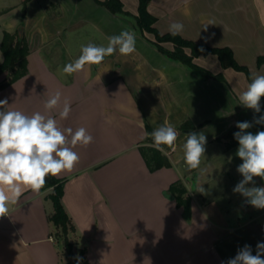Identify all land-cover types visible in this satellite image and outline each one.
<instances>
[{"label": "crops", "instance_id": "1", "mask_svg": "<svg viewBox=\"0 0 264 264\" xmlns=\"http://www.w3.org/2000/svg\"><path fill=\"white\" fill-rule=\"evenodd\" d=\"M122 1L137 14L139 0ZM149 10L161 33L179 22L183 37L229 46L251 78L264 75V62L258 64L264 55V0H151ZM123 30L135 33V52L125 56L117 50L85 71L63 72L81 55V46H107L108 38ZM18 31L30 51L0 71L5 109L45 113L46 101L60 91V105L47 114L61 128L84 127L94 137L88 146H75L79 162L57 176L66 179L62 202L87 245L89 264H227L245 245L256 255L257 244L264 243V209L233 191L243 180L236 168L243 161L236 155L238 142L228 146L230 139L223 137L255 114L239 101L250 83L244 71L222 66L216 55H201L200 65L224 75L223 80L204 78L157 50L132 16L95 0H0L2 62L5 32ZM209 57L217 58L214 68L201 62ZM236 72H244L246 81ZM65 100L71 111L61 119ZM187 119L197 127L182 131ZM166 120L177 132L174 149L161 146L172 165L152 171L139 147L148 137L147 124L155 130ZM192 132L203 133L207 141L194 170L183 158L185 134ZM219 163L223 171L204 172L208 164ZM178 179L191 195L189 217L168 191ZM253 181L246 187H264V179ZM50 191L24 190L9 204L8 216L0 217V264H60L62 247L49 219Z\"/></svg>", "mask_w": 264, "mask_h": 264}, {"label": "clouds", "instance_id": "2", "mask_svg": "<svg viewBox=\"0 0 264 264\" xmlns=\"http://www.w3.org/2000/svg\"><path fill=\"white\" fill-rule=\"evenodd\" d=\"M183 30V25L174 22L169 26L172 35ZM119 51L121 55H129L136 50L135 33L123 30L119 35L108 38L107 46L89 43L81 46V55L72 63L64 66L63 72L73 74L85 71V66L98 65L104 58ZM0 57V62H2ZM62 93L56 91L45 103V113L26 114L19 110H6L8 100H0V217L8 216L9 204L16 203L24 190L39 193L45 187L48 176H58L63 172H71L79 162V155L73 149L81 144L88 146L94 137L84 127L73 130L71 127L61 128L57 120L47 111L57 108L61 103ZM264 97V75H255L247 85V89L239 96L242 106L261 111L260 101ZM71 111V104L65 100L59 112L61 119H66ZM255 123L264 124V115L255 119ZM141 127L143 122L141 121ZM240 130L234 133L239 147L236 155L243 161L237 171L243 176L234 192L248 198V202L259 209H264V187H246L254 182V177L264 179V131L255 134L246 131L252 124L238 122ZM150 136L155 146L173 148L177 140L175 128L166 120L156 128ZM183 145L184 161L190 169H196L205 153L206 136L203 133H187ZM264 243L257 244L256 255L251 247L245 245L227 264H264ZM78 264L80 257H75Z\"/></svg>", "mask_w": 264, "mask_h": 264}, {"label": "trees", "instance_id": "3", "mask_svg": "<svg viewBox=\"0 0 264 264\" xmlns=\"http://www.w3.org/2000/svg\"><path fill=\"white\" fill-rule=\"evenodd\" d=\"M96 2L107 7L114 13H119L127 16H132L136 27L139 29L141 35L149 40L163 55L166 57L180 62L198 75L204 78H215L219 80L224 79L222 73H214L210 69L200 65L196 58L204 55H216L222 66L233 67L237 70L244 71L250 82L252 80L250 76L249 68L240 64L235 56L231 47L229 46H212L204 42H196L192 39L183 37L181 34L172 35L171 32L161 33L154 23L156 16L149 10V3L151 0H139L138 12L136 15H132L124 8L122 0H95ZM2 49L4 53V60L0 64V71L13 67L17 62H22L29 54V45L27 38L20 31L17 33L5 32ZM264 62V55L258 57V64ZM22 74L20 71L18 73ZM261 111L255 113L253 117L246 118L240 122H249L252 127L246 131L255 134L258 131L264 129V124L255 123V119L264 115V97L260 101ZM204 123L199 124L202 126ZM197 126L189 119L183 121L179 128L182 131H190ZM148 133L153 132V128L147 124ZM240 131L236 125L230 129L223 137L230 139L228 146L238 142L234 138V133ZM223 137H218V140H222ZM140 150L150 170H157L164 166H171V160L168 155L158 149L152 138L148 136L145 143L140 145ZM194 170V169H192ZM65 178L57 176H48L45 187L41 190L51 188V191L47 194V197L51 199L53 203V211L49 215V219L53 224V235L59 245L62 247L63 259L60 264H78L75 257L79 256L81 259L79 264H89L87 258V245L81 239L80 234L73 222L71 216L67 212L62 197L64 193ZM169 194L175 198L179 206H183L186 215L190 216L191 209V195L189 190L182 179L174 181L169 189Z\"/></svg>", "mask_w": 264, "mask_h": 264}, {"label": "rangeland", "instance_id": "4", "mask_svg": "<svg viewBox=\"0 0 264 264\" xmlns=\"http://www.w3.org/2000/svg\"><path fill=\"white\" fill-rule=\"evenodd\" d=\"M213 59V58H212ZM215 59V60H214ZM213 60H210V57H209V60H208V62L207 61H201L204 65H207V66H209L210 68H214L213 66L215 65V63H216V57L214 58ZM212 61V62H211ZM233 71V69H229V72L231 73ZM237 73V72H236ZM237 75H238V77H240L241 79H243V81H246V75H245V73L244 72H238L237 73ZM218 140V139H217ZM211 149V148H210ZM223 159V158H222ZM218 161H219V158H218ZM223 162H224V159L222 160ZM236 168H238V167H236ZM235 168V169H236ZM223 169H224V167H223V164L222 165H220V163L219 164H212V165H209L208 164V166H207V170H204V172H209V173H212V174H218L219 172H221V171H223ZM235 169H230L229 168V170H227V172H232V171H235ZM218 181H213L212 183H209L208 185H209V187L210 186H214V185H216L215 183H217ZM199 189V188H198ZM201 189V188H200Z\"/></svg>", "mask_w": 264, "mask_h": 264}]
</instances>
